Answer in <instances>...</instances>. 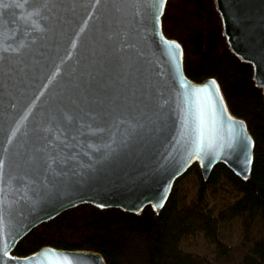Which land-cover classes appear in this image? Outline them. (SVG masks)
<instances>
[{
    "label": "water",
    "instance_id": "obj_1",
    "mask_svg": "<svg viewBox=\"0 0 264 264\" xmlns=\"http://www.w3.org/2000/svg\"><path fill=\"white\" fill-rule=\"evenodd\" d=\"M34 2L0 0V128L14 126L38 94L37 86L46 84V96L48 92L60 93L66 110L85 126L100 125L106 131L88 136L73 129L76 139L69 138V147L61 155L71 152L74 160L67 167L57 168L56 174L46 169L44 159L62 146L37 152L34 162L19 168L6 167L0 185L5 189V195L0 196L4 206L0 264H53L63 258L71 264H105L100 254L89 251L44 247L25 257L13 251L32 230L80 205L136 215L147 207L159 212L174 183L195 164L204 179L219 164L241 179L249 177L254 141L247 124L231 113L215 79L197 83L185 75L180 43L168 39L162 29L167 3L157 23L153 0H115L116 7L103 13V35L86 48L73 50L67 36L82 18L92 15L95 20L102 6L93 9L94 0H47L49 7L37 17L30 15ZM214 3L231 52L252 66L253 80L264 97V0ZM165 41H174L180 49L173 51ZM69 53L71 59H65L56 78L60 83L48 84L54 67ZM68 66L70 74H66ZM184 84L209 88L223 125L216 146L199 156L193 151V140L199 133L195 121L189 119ZM72 99L79 107L71 104ZM43 100H35L36 110ZM95 100L103 101V105L98 106ZM191 108L194 110L195 105ZM101 111L104 119L97 115ZM232 123L238 135L231 145L221 146L219 136L226 139ZM87 131V127L82 129ZM59 134L55 127L51 133H41L49 139ZM211 138L209 129L206 139ZM247 141L251 145L244 149ZM43 144L35 147L42 148ZM3 148L0 143V154ZM5 244L15 259L4 256Z\"/></svg>",
    "mask_w": 264,
    "mask_h": 264
},
{
    "label": "trees",
    "instance_id": "obj_2",
    "mask_svg": "<svg viewBox=\"0 0 264 264\" xmlns=\"http://www.w3.org/2000/svg\"><path fill=\"white\" fill-rule=\"evenodd\" d=\"M162 29L180 43L185 75L215 79L231 113L246 122L254 141L249 177L219 164L204 179L195 164L161 211L80 205L32 230L14 255L50 247L98 253L105 264H264V97L252 66L231 52L214 0H168Z\"/></svg>",
    "mask_w": 264,
    "mask_h": 264
},
{
    "label": "snow or ice",
    "instance_id": "obj_3",
    "mask_svg": "<svg viewBox=\"0 0 264 264\" xmlns=\"http://www.w3.org/2000/svg\"><path fill=\"white\" fill-rule=\"evenodd\" d=\"M76 0H73L75 3ZM82 3V0H80ZM167 3V0H153L152 7L156 9L158 15L154 16V20L158 23L159 16L163 14V6ZM56 7L66 6L62 4L54 5ZM92 8L96 9L101 7V12L96 15V19L92 20V15H88L87 19H81L80 23L72 30L71 34L67 36V42L71 49L75 50L78 47L86 48L89 42H95V40L103 35L104 32V18L103 13L108 11L110 8L116 7L115 0H94L92 3ZM49 5L47 0H35L33 4V13L30 15L41 16V13L44 9L48 8ZM89 21H92L90 24ZM35 27V24L33 25ZM173 51L179 50L180 45L174 41H165ZM65 59H71V54L69 53L66 58H61L60 64H57L53 71L48 77V84H59L60 81H57V76L61 75V65L65 63ZM71 66H68V71L66 74H70ZM215 86L216 82H211ZM185 88V100L189 103V119L194 120L196 123V130L199 133L198 139L193 140V151L197 156L204 153L208 149H213L216 146L217 135L222 129L223 125L219 121V118L216 115L215 107L212 103V98L210 90L207 87L204 88H191L190 85H182ZM38 94L35 96L33 102L28 106L27 110L23 113L20 119L15 122L14 126H11L7 129L0 128V135L3 139L0 140V143L4 145L3 153L0 154V185L3 184L5 178V169L6 167L11 170L13 168H19L25 163H32L36 160V153L41 152L46 148L60 147L59 152H53L49 154L47 159H44V165L46 169L51 170L53 174H56L57 168L67 167L73 160L74 156L71 152L61 155L64 152L65 148L69 147V138L72 140L76 139V134L73 132V129L76 132H79L82 135L96 136L99 133L106 131V128L100 125H84L79 121L76 116L71 114L66 110L64 106V101L59 99L60 93L47 92L48 85L42 84L37 86ZM217 92L219 91L218 87L216 88ZM41 97H44V100L37 109L35 100H39ZM207 101L205 104L204 101ZM98 106L103 105V101L95 100L93 101ZM71 104L79 107V102L75 99L71 100ZM194 104V110L191 108V105ZM97 115L104 119L103 111L97 113ZM93 119H96V116H93ZM228 120L231 121V117H228ZM29 124L31 127H29ZM55 127L59 131V135L55 139H49L48 136H42V132L51 133ZM87 127L88 131L82 132V129ZM21 128H24V131L21 132ZM211 129L212 138L206 139V132ZM19 134V135H18ZM238 135L236 132V125L232 123L228 128V137L225 139L223 135L219 136L221 141V146L224 144L231 145L235 137ZM63 137V138H61ZM44 142L42 148H36L37 143ZM58 142V144H57ZM251 145V141L243 144V148L247 149ZM92 145L89 144L88 147ZM110 147V145H108ZM11 149V151H10ZM249 163H251V158L249 157ZM56 166V167H54ZM62 174V172L60 173ZM5 195V189L0 187V196ZM6 199V197H5ZM4 206L3 202L0 201V223L4 219ZM7 244H5L4 256L8 259H15L10 256L7 251ZM53 264H71V261L67 258H63L58 261H54Z\"/></svg>",
    "mask_w": 264,
    "mask_h": 264
}]
</instances>
